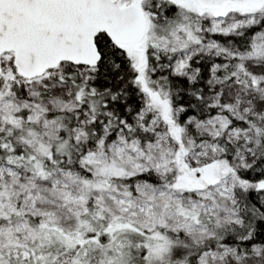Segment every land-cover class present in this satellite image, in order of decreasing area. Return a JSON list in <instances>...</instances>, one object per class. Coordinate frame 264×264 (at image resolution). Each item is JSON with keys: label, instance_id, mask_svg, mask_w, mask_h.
Segmentation results:
<instances>
[{"label": "snow or ice", "instance_id": "1", "mask_svg": "<svg viewBox=\"0 0 264 264\" xmlns=\"http://www.w3.org/2000/svg\"><path fill=\"white\" fill-rule=\"evenodd\" d=\"M0 264H264V0H0Z\"/></svg>", "mask_w": 264, "mask_h": 264}]
</instances>
